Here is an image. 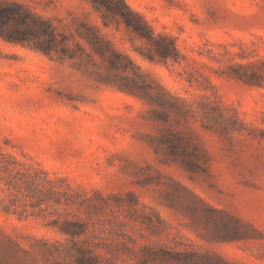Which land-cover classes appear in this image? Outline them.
Segmentation results:
<instances>
[{"label":"rangeland","instance_id":"obj_1","mask_svg":"<svg viewBox=\"0 0 264 264\" xmlns=\"http://www.w3.org/2000/svg\"><path fill=\"white\" fill-rule=\"evenodd\" d=\"M11 1L50 19L69 49L0 36V150L75 200L54 206L61 216L0 208V264H78L79 246L95 264H141L152 250L175 261L151 264H264V0H126L175 40L167 60L91 0ZM85 24L139 68L122 57L128 68L107 75ZM65 211L89 230L72 239Z\"/></svg>","mask_w":264,"mask_h":264},{"label":"trees","instance_id":"obj_2","mask_svg":"<svg viewBox=\"0 0 264 264\" xmlns=\"http://www.w3.org/2000/svg\"><path fill=\"white\" fill-rule=\"evenodd\" d=\"M91 1L96 9L102 12L106 25L109 24L110 17H113L119 23H124L131 28L140 37L148 39L151 43L150 56L152 59L178 58L180 50L175 40L167 34H156L143 15L131 8L126 0ZM84 28L79 29L78 34L89 43L92 49L88 55L97 53L107 61V75L113 68L123 67L124 70L128 68L120 62L122 57H126L131 64L139 68L131 58L115 50L95 26L85 24ZM0 36L7 41L30 46L47 54L66 52L69 49L65 46L68 37L59 34L50 19L31 12L17 1H0ZM126 86L129 90H134V86ZM58 181L64 182L65 179L61 178ZM74 200L75 196L69 187L58 185L56 180L49 178L47 170L19 158L12 152L0 150V208L5 212L17 214L20 218L29 215L47 216L53 213L61 216L63 213H60L54 206L56 204L68 206ZM43 203H45L44 206ZM50 207H53V210H49ZM64 214L66 218L62 222V229L72 239L80 237L89 230L86 219L70 211H65ZM70 215L75 217L68 218ZM53 222L58 223L59 220L55 219ZM76 250L78 264H95V256L91 255L87 248L79 246ZM161 251H143L140 263L175 261L168 257L171 253L167 256L163 255L167 251Z\"/></svg>","mask_w":264,"mask_h":264}]
</instances>
